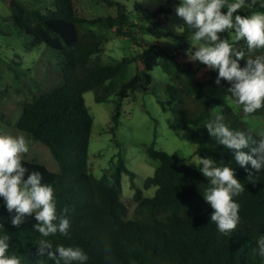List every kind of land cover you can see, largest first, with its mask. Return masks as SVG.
<instances>
[{
  "label": "trees",
  "instance_id": "obj_1",
  "mask_svg": "<svg viewBox=\"0 0 264 264\" xmlns=\"http://www.w3.org/2000/svg\"><path fill=\"white\" fill-rule=\"evenodd\" d=\"M48 1L46 5L11 1L13 25L27 34L32 44L45 43L63 56V82L27 99L17 126L46 144L58 162L59 170L54 171L38 160L21 157L22 165L28 169L25 178L33 171L42 174V183L54 190L57 215L64 214L67 208L71 226L69 236L57 233L42 237L34 230L37 222L33 215L19 228L13 227L11 219L16 213H9L0 197V238L6 233L10 236L6 255L17 256L21 264H55L47 256L37 254L40 240L47 239L53 250L57 245L81 248L88 256L85 264H264L258 251V241L264 237V170L249 177V172L255 173L251 165L241 167L234 159V151L219 145L205 128L206 122L222 114L229 128L259 140L262 137L244 117L264 116V108L246 115L205 91L207 84H216L218 71L190 61L184 49L186 42L173 50L162 42L165 36L185 41L193 32L183 26V20V28L178 31L162 28V14L171 13L170 7L160 5L141 16L145 23H139L122 0H105L117 7L116 15L95 18L78 15L75 0ZM260 3L264 0L237 13L249 16L255 11L264 12ZM222 12L226 14L227 9ZM95 26L116 28L121 36L142 48L141 66L134 75L123 77L132 61L128 57L117 62L101 61L99 53L105 35ZM146 32L156 39H145ZM234 46L245 51V59L240 61L242 68L246 59L264 56V49L249 53L243 41ZM158 65L168 75L166 97L157 92L163 108L174 110L182 122L191 124L190 135L197 141L201 156L213 158L217 166L232 167L235 178L245 188L233 197L239 204L240 219L228 235L219 233L210 219L213 209L203 197L209 180L186 156L158 149L155 141L146 148L152 158L159 160L154 174L144 180L146 189L157 186L153 195H146L137 185L136 172L127 166L121 152L114 167L101 177L90 168L94 118L84 93L93 90L97 101H108L116 94L112 119L117 126L122 101L137 88L150 90L154 82L152 70ZM221 84L230 86L223 80ZM253 146L249 142L242 151L250 152ZM124 172L130 175L137 202L133 218L127 217L129 208L122 198Z\"/></svg>",
  "mask_w": 264,
  "mask_h": 264
},
{
  "label": "rangeland",
  "instance_id": "obj_2",
  "mask_svg": "<svg viewBox=\"0 0 264 264\" xmlns=\"http://www.w3.org/2000/svg\"><path fill=\"white\" fill-rule=\"evenodd\" d=\"M11 1L0 0V135L20 136L26 138L28 152L22 154L27 159L38 160L46 164L51 170L58 171L59 165L53 157L49 147L39 140H34L29 133L17 126V120L23 111L27 99H33L46 90L53 89L63 82V56L45 43L32 44V39L23 31L17 29L11 20ZM28 4H49L48 0H24ZM132 12L134 20L145 23L141 16L147 15L160 5L172 9L171 13H163V29L175 31L174 25L181 26L182 19L176 15V7L181 0H122ZM78 15L88 18L98 16L116 15L117 7L108 4L105 0H75ZM240 13H234L235 15ZM242 16V15H241ZM105 35L103 48L99 53L104 63L117 62L124 57L132 61L128 64L124 78L134 75L141 64L139 63L142 48L130 38L121 36L116 28L95 26ZM234 31V30H233ZM147 40L156 37L146 32L143 34ZM192 34L182 41L172 36H165L162 42L172 50L176 46H184L187 53L196 49L192 45ZM221 39H231L228 31L219 33ZM152 73L154 82L150 90L135 89L131 95L122 101V113L117 126L112 119L115 108L116 94L108 101H97L95 92L88 90L84 93L90 113L94 118L93 131L89 146V164L92 172L101 177L110 171L117 160L118 154L124 157L127 166L136 172V183L142 187L146 195H153L157 186L146 189L144 180L148 175L154 174L158 159L152 158L146 148L155 141L158 149L170 153L177 152L189 158L191 165L196 166L198 157L197 141L191 137V124L182 122L178 114L172 110H165L158 100L160 96L166 97L165 83L167 73L161 65L156 66ZM227 84H207L205 91L222 98L227 94ZM237 111H242L241 106H236L231 100H225ZM256 132L264 137V116L253 115L244 117ZM122 198L127 203L129 212L127 217L136 216L137 202L134 199V189L128 172L123 173Z\"/></svg>",
  "mask_w": 264,
  "mask_h": 264
},
{
  "label": "clouds",
  "instance_id": "obj_3",
  "mask_svg": "<svg viewBox=\"0 0 264 264\" xmlns=\"http://www.w3.org/2000/svg\"><path fill=\"white\" fill-rule=\"evenodd\" d=\"M143 2V0H142ZM258 0H181L176 7V15L184 22L183 26L192 29L191 41L194 52L189 50L190 61H199L211 70H217L215 80L217 85L221 80L230 84L225 100H231L236 106H242L246 115L264 108V56L246 59L242 68L240 61L245 59V51L234 45L243 41L247 51L252 53L264 49V12L255 11L249 16L234 13L245 7L254 8ZM259 7L264 8V3ZM227 9L226 14L222 9ZM183 26L174 25L175 31ZM234 30V31H233ZM228 31L231 39H221L218 35ZM222 114H216L205 124L210 137L219 145L234 151V159L241 166L251 165L255 173L249 172V177L264 170V137L259 140L244 131L229 128ZM250 152L242 149L249 147ZM26 138L23 135H0V197L4 198L9 213L15 211L11 224L19 228L27 217L34 215L36 224L34 230L42 237L57 233L69 236L70 220L64 209V214L57 215L54 190L42 183V174L33 171L27 175L28 169L21 163L22 154L28 152ZM210 184L203 191L205 201L213 209L211 221L217 225L219 233L228 235L239 223V204L233 197L242 193L245 188L235 178L234 169L230 166H217L213 158L198 157L194 163ZM10 236L6 233L0 238V264H21L15 255H6L9 250ZM259 255L264 257V237L258 241ZM37 254L47 256L55 264H85L88 256L79 247L57 245L53 250L47 239H42L38 245Z\"/></svg>",
  "mask_w": 264,
  "mask_h": 264
}]
</instances>
